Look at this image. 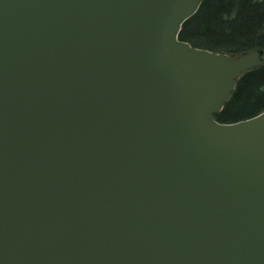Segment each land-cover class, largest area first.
<instances>
[{
    "label": "water",
    "instance_id": "obj_1",
    "mask_svg": "<svg viewBox=\"0 0 264 264\" xmlns=\"http://www.w3.org/2000/svg\"><path fill=\"white\" fill-rule=\"evenodd\" d=\"M201 0H0V264H264V63L177 38Z\"/></svg>",
    "mask_w": 264,
    "mask_h": 264
},
{
    "label": "trees",
    "instance_id": "obj_2",
    "mask_svg": "<svg viewBox=\"0 0 264 264\" xmlns=\"http://www.w3.org/2000/svg\"><path fill=\"white\" fill-rule=\"evenodd\" d=\"M177 38L190 46L235 56L261 49L264 57V0H201ZM264 110V63L242 73L215 120L251 118Z\"/></svg>",
    "mask_w": 264,
    "mask_h": 264
}]
</instances>
